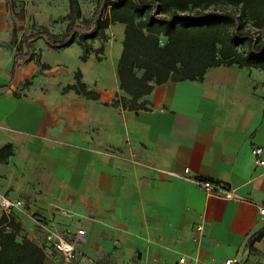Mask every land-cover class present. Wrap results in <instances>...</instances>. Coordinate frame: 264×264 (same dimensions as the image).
I'll return each mask as SVG.
<instances>
[{
	"label": "crops",
	"instance_id": "1",
	"mask_svg": "<svg viewBox=\"0 0 264 264\" xmlns=\"http://www.w3.org/2000/svg\"><path fill=\"white\" fill-rule=\"evenodd\" d=\"M109 28L120 40L106 59L82 63L76 45L46 46L60 53L58 64L40 61L48 69L36 73L31 61L13 66L0 0V149L12 147L0 162V192L23 201V235L46 256L57 253L35 225L46 224L73 241L76 264H264V240L248 247L264 226V166L252 154L261 148L264 161V72L214 67L202 82L155 86L140 99L147 111L114 108L124 95L116 73L123 26ZM77 70L97 101L62 93ZM197 178L241 199L208 195Z\"/></svg>",
	"mask_w": 264,
	"mask_h": 264
},
{
	"label": "trees",
	"instance_id": "2",
	"mask_svg": "<svg viewBox=\"0 0 264 264\" xmlns=\"http://www.w3.org/2000/svg\"><path fill=\"white\" fill-rule=\"evenodd\" d=\"M67 3L68 12L62 17L67 23L61 33L38 26L17 40L12 27L13 66L35 61L41 69H48L33 51L32 44L38 40L53 50L79 46L82 63L90 55L101 61L108 41L106 31L120 24L123 40L116 73L124 95L111 101L114 108L147 111L149 102L140 99L155 86L169 81L202 82L207 70L214 67L234 65L264 72V0H96L88 18L82 17L78 0ZM219 6L231 10H218ZM95 41L101 43L97 48L93 47ZM73 79L62 93L98 100L79 70ZM11 154V145L3 146L0 162ZM260 240H264V226L249 238L248 247ZM46 258L44 247L22 235L16 217L0 215V264H47Z\"/></svg>",
	"mask_w": 264,
	"mask_h": 264
},
{
	"label": "rangeland",
	"instance_id": "3",
	"mask_svg": "<svg viewBox=\"0 0 264 264\" xmlns=\"http://www.w3.org/2000/svg\"><path fill=\"white\" fill-rule=\"evenodd\" d=\"M5 1L8 6L9 24L10 26L15 28L17 40H19V38L23 34L30 33L38 26H45L46 28L49 29L50 32L57 33V34L63 32L65 29L67 22L64 21L62 17L68 12L67 0H5ZM78 2L81 8L82 17L88 18L92 13L96 0H78ZM217 9L222 10V11H229L231 10V7L219 6L217 7ZM106 34L108 36V41L104 44V49H105L104 59H106L105 51L107 49V46L113 41L118 43L120 40L119 35L116 33V31L110 28L106 31ZM114 38L116 39V41ZM100 44H101L100 41H95L93 43V47L97 48ZM32 47H33V50L35 51V54H37V57L42 63H49L52 65L58 64L55 61H53V57H58L60 53L49 50L42 40H38L35 43H33ZM13 49L15 50V47ZM31 62H32V65L35 67L34 70L36 71V73L43 72L42 70H40L39 64H37L34 61H31ZM109 62L112 63V60L111 61L108 60V63ZM70 64H71V61L69 65ZM60 68H61V72L65 73L66 69H68V64L66 62L60 63ZM57 71L58 69L51 71L53 72L50 75L52 79L55 78L54 72H57ZM34 75H37V74H34ZM28 80H29V76H28V79H26V82ZM27 86H28L27 84L24 85V87H27ZM45 226L47 225L45 224ZM22 235H23V232H22ZM60 235L63 236L65 241L73 243V241L71 239L68 240L65 237V235L63 234H60ZM55 254L57 253H54V252L51 254L48 253V256H46L47 264H76L77 263L76 261L77 257L72 260H67L60 254H57V256Z\"/></svg>",
	"mask_w": 264,
	"mask_h": 264
},
{
	"label": "built area",
	"instance_id": "4",
	"mask_svg": "<svg viewBox=\"0 0 264 264\" xmlns=\"http://www.w3.org/2000/svg\"><path fill=\"white\" fill-rule=\"evenodd\" d=\"M261 152L262 149L258 147L252 150V154L256 157L257 165L264 166V161L258 158ZM184 173L187 174L188 169H185ZM193 183L208 195H215L225 199H241L237 195H234L231 191L227 190L225 187L219 185L214 186L208 180L197 178L193 180ZM17 214H25V206L23 201L20 199H10L5 194L0 192V215H4L6 217L13 216L17 218ZM62 214L65 217H70L72 215V213L67 210H63ZM259 215L264 216V209L259 210ZM36 225L43 231L45 242L51 247L53 251L59 253L67 260H72L76 257V249L72 243L65 241L62 235L50 229L48 226H45V224L42 222H36ZM198 230L201 231L202 227H198ZM79 234L81 233L79 232ZM178 263L184 264L185 258H180ZM224 264H241V261L236 258H231L225 260Z\"/></svg>",
	"mask_w": 264,
	"mask_h": 264
}]
</instances>
